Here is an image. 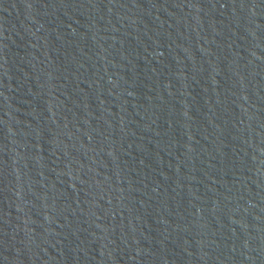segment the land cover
Wrapping results in <instances>:
<instances>
[{"label": "water", "instance_id": "water-1", "mask_svg": "<svg viewBox=\"0 0 264 264\" xmlns=\"http://www.w3.org/2000/svg\"><path fill=\"white\" fill-rule=\"evenodd\" d=\"M0 264H264V0H0Z\"/></svg>", "mask_w": 264, "mask_h": 264}]
</instances>
